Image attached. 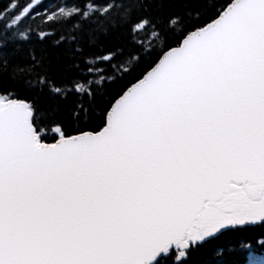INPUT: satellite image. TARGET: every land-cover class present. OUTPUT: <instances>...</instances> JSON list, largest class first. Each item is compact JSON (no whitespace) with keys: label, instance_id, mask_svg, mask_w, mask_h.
Instances as JSON below:
<instances>
[{"label":"snow or ice","instance_id":"snow-or-ice-1","mask_svg":"<svg viewBox=\"0 0 264 264\" xmlns=\"http://www.w3.org/2000/svg\"><path fill=\"white\" fill-rule=\"evenodd\" d=\"M253 228L264 0H0V264H264Z\"/></svg>","mask_w":264,"mask_h":264},{"label":"trees","instance_id":"trees-1","mask_svg":"<svg viewBox=\"0 0 264 264\" xmlns=\"http://www.w3.org/2000/svg\"><path fill=\"white\" fill-rule=\"evenodd\" d=\"M261 233H264V228H253L245 232L236 233L228 240H222L221 243L243 241L245 243L255 244L256 241L260 239ZM204 258L205 257L201 254H195L193 255L192 260L189 262V264H200L201 260H203ZM240 259L242 260L243 258L241 257Z\"/></svg>","mask_w":264,"mask_h":264}]
</instances>
